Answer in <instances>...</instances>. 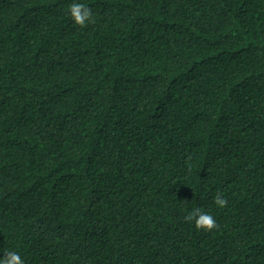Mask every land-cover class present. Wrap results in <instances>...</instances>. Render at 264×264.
<instances>
[{"label":"trees","instance_id":"1","mask_svg":"<svg viewBox=\"0 0 264 264\" xmlns=\"http://www.w3.org/2000/svg\"><path fill=\"white\" fill-rule=\"evenodd\" d=\"M73 3L94 22L76 25ZM196 208L218 227L187 222ZM10 251L264 264V0H0Z\"/></svg>","mask_w":264,"mask_h":264},{"label":"clouds","instance_id":"2","mask_svg":"<svg viewBox=\"0 0 264 264\" xmlns=\"http://www.w3.org/2000/svg\"><path fill=\"white\" fill-rule=\"evenodd\" d=\"M69 14L74 23L81 28L85 27L87 23L94 22L92 9L81 3H73L70 5ZM214 203L217 207L224 208L227 206L228 201L222 198V193H217L214 196ZM187 222H194V226L198 230L212 231L218 227L214 217L200 208L185 217ZM0 264H24L21 256L16 252H7L4 259L0 260Z\"/></svg>","mask_w":264,"mask_h":264}]
</instances>
